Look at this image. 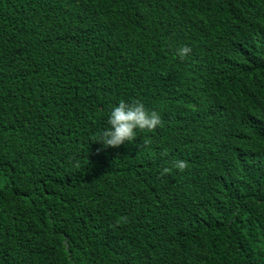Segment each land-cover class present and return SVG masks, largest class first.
Segmentation results:
<instances>
[{
    "label": "trees",
    "instance_id": "trees-1",
    "mask_svg": "<svg viewBox=\"0 0 264 264\" xmlns=\"http://www.w3.org/2000/svg\"><path fill=\"white\" fill-rule=\"evenodd\" d=\"M0 264H264V0H0Z\"/></svg>",
    "mask_w": 264,
    "mask_h": 264
},
{
    "label": "clouds",
    "instance_id": "clouds-1",
    "mask_svg": "<svg viewBox=\"0 0 264 264\" xmlns=\"http://www.w3.org/2000/svg\"><path fill=\"white\" fill-rule=\"evenodd\" d=\"M185 45L178 50L183 57L190 52ZM108 126L101 132L100 138L108 146H118L125 141H132L137 136V130H151L161 123V116L155 109H149L144 102L137 100L127 102L120 100L107 113ZM174 166L183 169L186 162L183 159L174 161Z\"/></svg>",
    "mask_w": 264,
    "mask_h": 264
}]
</instances>
